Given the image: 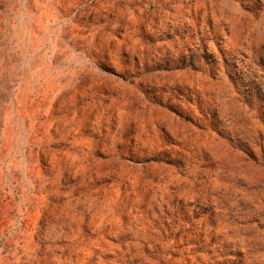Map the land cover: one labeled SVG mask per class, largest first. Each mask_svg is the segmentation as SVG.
<instances>
[{"label": "rangeland", "instance_id": "obj_1", "mask_svg": "<svg viewBox=\"0 0 264 264\" xmlns=\"http://www.w3.org/2000/svg\"><path fill=\"white\" fill-rule=\"evenodd\" d=\"M0 264H264V0H0Z\"/></svg>", "mask_w": 264, "mask_h": 264}, {"label": "clouds", "instance_id": "obj_2", "mask_svg": "<svg viewBox=\"0 0 264 264\" xmlns=\"http://www.w3.org/2000/svg\"><path fill=\"white\" fill-rule=\"evenodd\" d=\"M82 65L84 66L85 70L94 67V65L91 63V60L87 57L82 58Z\"/></svg>", "mask_w": 264, "mask_h": 264}]
</instances>
